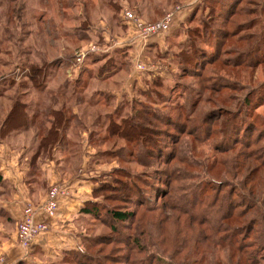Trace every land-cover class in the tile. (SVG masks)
I'll use <instances>...</instances> for the list:
<instances>
[{
  "label": "rangeland",
  "instance_id": "obj_1",
  "mask_svg": "<svg viewBox=\"0 0 264 264\" xmlns=\"http://www.w3.org/2000/svg\"><path fill=\"white\" fill-rule=\"evenodd\" d=\"M183 1L0 0V146L37 145L53 108L65 105L68 145L40 157L69 163L68 173L84 175L89 187L72 218L73 245L28 250L34 259L20 264H238L242 253L246 264H264V0H200L156 36L160 43L133 58L137 44H126V25L136 27L125 12L155 23ZM189 43L196 66L184 70L180 56L192 59L184 52ZM124 48H132L128 66L117 68L126 61ZM70 53L76 55L68 62L40 72ZM136 60L144 70H136ZM78 80L88 88L82 104L70 97ZM18 101L33 123L25 131L18 128ZM116 109L113 120L135 115L131 123L141 135L108 132L103 115ZM213 204L219 213H245L232 224L243 223L237 232L217 230L226 225ZM113 211L131 217L116 221ZM251 219L257 224L245 234ZM232 235L239 243L230 249Z\"/></svg>",
  "mask_w": 264,
  "mask_h": 264
},
{
  "label": "crops",
  "instance_id": "obj_2",
  "mask_svg": "<svg viewBox=\"0 0 264 264\" xmlns=\"http://www.w3.org/2000/svg\"><path fill=\"white\" fill-rule=\"evenodd\" d=\"M199 1L184 0L181 3L183 8L173 12L170 28L182 22L189 14L191 7ZM126 27L130 30L129 35L125 37L130 42L127 41L126 44L132 47L137 44V46L133 47L136 48L137 52L131 53L133 58L137 54L143 55L142 51L146 45L156 42L160 43L156 36L146 41H141L136 37L137 34L133 25L129 24ZM62 85L65 87L69 83L64 81ZM85 88L82 87L77 94L79 98H77L76 103H85L81 99L83 98L81 94L88 89ZM60 95L67 97L65 94ZM74 113L77 114L75 110ZM22 134H25V132L18 133V141L22 140ZM84 142L86 143V141L80 140L83 148H85ZM27 148L31 151L30 153H28V149L25 151L24 145L18 146V150L11 149L6 144L0 146V219L3 220V215H6L10 222L9 225H11L7 229L3 223H0V258L3 259L1 264L29 262L32 258L34 259L33 256L29 259L26 256L31 250L39 249L45 251L49 247L64 249L72 246L74 243L71 237L73 236L72 218L80 211L81 205L86 201L87 190L89 189L86 179L83 177L84 175L78 176L75 174L73 176L68 173L67 165L69 163L67 165L62 163V161L57 163L50 159H42L40 156L32 160L31 146L28 145ZM80 159H82V164L84 165L83 156ZM82 168L78 169L79 172L82 171ZM54 186L60 188L62 193L58 197L56 215L48 217L40 210V207L45 202L48 191ZM28 206L35 209L34 219L36 221H42L47 224V230L35 239L29 251H24L17 243L16 227L23 219L24 210Z\"/></svg>",
  "mask_w": 264,
  "mask_h": 264
},
{
  "label": "trees",
  "instance_id": "obj_3",
  "mask_svg": "<svg viewBox=\"0 0 264 264\" xmlns=\"http://www.w3.org/2000/svg\"><path fill=\"white\" fill-rule=\"evenodd\" d=\"M225 1H231V0H222V4H224L223 2H225ZM238 1L239 0H237V2ZM227 3L228 2H226L225 5H229L230 6V4L229 3L227 4ZM197 9H199V8H197ZM190 33H191V36H194V37L198 38L196 34H194L192 32H190ZM222 37H224V34H223ZM220 46H221V44L219 42H215L213 48H214L215 51L218 52ZM131 49L132 48H128V49L127 48H124V49H121L120 52L123 53V54H125L126 61H125V63H123V61H122L121 65L119 64L117 68H121V67H123L127 63L128 54H129V51ZM187 50H189L188 53L191 55V58L192 59L190 60L188 58L187 61H186L185 59H182L181 56H180V59L182 60V63H183V69L184 70H188L189 68H191V67L193 68V67L196 66L195 65V62H196L195 61V58H196V56L198 54L197 53V50H196V47L194 46V43H189L188 47L186 48V50H184V52L186 53ZM257 53L259 54V50L256 49L255 51H253V56L254 55L256 56ZM75 55L76 54L70 53V54L66 55L65 58H63V57L55 58L52 61L47 62V65L43 66L42 68L40 67V72L41 71L44 72L47 69L49 70L50 68H52V67H54L56 65H59V66L60 65H63V62L64 61L65 62H68L67 59L69 57L73 58ZM249 55L250 54H247L246 56L248 57ZM258 61H254L252 63V66L258 65L260 63V61L259 62ZM122 64H124V65H122ZM111 66L112 65H109V67H111ZM127 66L128 65L126 64V67ZM30 69L32 71L35 70L33 66H31ZM45 75H46V72H45ZM31 81H32V79H31ZM174 81H175V79H173V82ZM82 84H84V83H81V81L78 80V81H76V83L73 84L74 86L72 85V87L75 90L73 92H71V94H70V97L71 98L74 97V98H76V100H77V98H79L77 96V94L80 92V90L82 88ZM166 84H172V82L171 83H166ZM262 84L263 83H261V85ZM261 85L257 86V88L260 87ZM167 86L168 85H165V87H167ZM45 87H46V85L44 84L42 86V89L45 88ZM60 88H61V86L59 87V89ZM52 98H57V97L54 95ZM63 98H65V97L63 96ZM261 101H262V103L264 102L263 100H261ZM61 106L62 107L60 109H58V108L57 109H54L53 108V112L50 114V116H48L49 118L47 120V122L49 123V127H47V129H44V130L41 129V131L44 132V133H43L42 137L40 138L39 143L37 145H35V146H31V150L33 151L32 152L33 153L32 154V160L35 159V158H37L38 156H40V154L42 153V151H43V153H50V151H54V148H56V146H58V145H60L62 143H65V141H66V133L68 132V130L70 128V120L71 119L69 118V115L66 116V114L69 113V109H68L69 107L66 108L65 105H62V104H61ZM118 111H119V109H116L115 112H114V114L107 113V114H104L103 115V117H104V120H103L104 125H106V123H108V122H109V125H110L108 127V130H109L108 132L110 134H112L113 136H122V135H124L125 137H123V138H127V139L131 138L132 140L135 139L136 136L141 135V134H139L140 129H138V126H134L131 123L133 121V117L135 115L133 117L132 116L122 117V120H123L122 123H116V120H113L112 115H117L116 117H119L118 116ZM20 114H21L22 117L19 116ZM27 115L28 114H27L26 107L23 105V103H21L20 101H18V117H21V122H20V125H18V128H21V130H24V131L27 130V129H29V128H31L33 126V123H31L27 119L29 117ZM9 117H10V115H9ZM135 119H139V117H135ZM22 122L23 123L25 122V124H22ZM31 124H32V126H31ZM140 132H142V131H140ZM39 133H40L39 132V129H37V133L35 135V138H38L40 136ZM128 134H130V135H128ZM135 134H137V135L134 136V137H132V135H135ZM66 143L68 145V142L67 141H66ZM247 158L248 159H251V157H247ZM215 192H217L216 189H215ZM219 198H220V195H215L213 201L214 200L217 201ZM201 202L202 201H200V203ZM206 205H210V207H211L212 202L205 204V206ZM226 205H227L228 208H229V205H231V199L230 198H227ZM252 206H254V205H252ZM214 207H215V204H213V206H212L213 212L220 216V220H219L220 223L222 224L223 221H224L225 222L224 225H226L224 229H221L222 227L221 226H218L217 227V230L219 232L220 231L227 232V231H230L232 229H235V230H233V232H237L238 229L241 227V225L243 223L242 224H238L236 226H233L232 224L239 223V219L241 217H243L245 215V213L242 212V211H239V212L235 213V211H233V210L227 211L225 213L224 212L219 213L218 211L214 210ZM86 213L89 214V211H87ZM111 216L116 221L125 222L126 220H128L131 217V213H120V212H117V211H113V212H111ZM256 224H257L256 223V220L251 219V221L249 222V226H247V227L244 228L245 234H249V230H251L253 227H255ZM199 225H201V224L199 223ZM240 234H242V233H240ZM243 237L244 236H241L240 238L243 240L244 239ZM214 239H215V237H214ZM234 239H237V237H235V235H232V239L231 240H234ZM231 240L229 241L228 246H229L230 249H233L234 248V245L236 243H239V242L234 240V242L232 243ZM242 240H241V242H242ZM212 245H214V244L212 243ZM243 246H244V244L243 243H240V247L238 249V250H240V252L243 251ZM245 260L248 261L249 258L245 259V253H242L241 258L239 259L240 263H238V264H246V261ZM248 264H257V263H255L253 261H249Z\"/></svg>",
  "mask_w": 264,
  "mask_h": 264
},
{
  "label": "built area",
  "instance_id": "obj_4",
  "mask_svg": "<svg viewBox=\"0 0 264 264\" xmlns=\"http://www.w3.org/2000/svg\"><path fill=\"white\" fill-rule=\"evenodd\" d=\"M125 19L129 23H134L137 34V38L141 41H146L154 36H159L165 34L169 31L170 23L173 18V13H168L166 16L155 23H144L139 19H136L135 16L130 12H125ZM135 68L137 71L144 70V65L136 60ZM62 191L60 188L54 186L52 187L47 195L46 200L40 207V210L47 215L48 217H54L58 209V197ZM35 209L31 206H28L24 210V217L18 223L16 227V240L18 245L24 250L28 251L32 248L35 239L43 232L47 230V224L42 221H36L34 219ZM3 262V259L0 258V264Z\"/></svg>",
  "mask_w": 264,
  "mask_h": 264
}]
</instances>
